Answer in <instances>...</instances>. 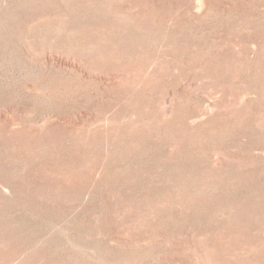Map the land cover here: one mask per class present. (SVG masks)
Segmentation results:
<instances>
[{
	"label": "rangeland",
	"instance_id": "rangeland-1",
	"mask_svg": "<svg viewBox=\"0 0 264 264\" xmlns=\"http://www.w3.org/2000/svg\"><path fill=\"white\" fill-rule=\"evenodd\" d=\"M0 264H264V0H0Z\"/></svg>",
	"mask_w": 264,
	"mask_h": 264
}]
</instances>
